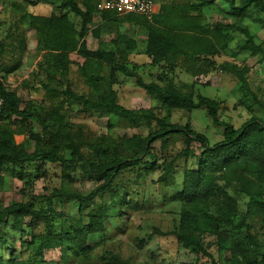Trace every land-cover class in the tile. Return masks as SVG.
I'll use <instances>...</instances> for the list:
<instances>
[{
  "label": "trees",
  "instance_id": "16d2710c",
  "mask_svg": "<svg viewBox=\"0 0 264 264\" xmlns=\"http://www.w3.org/2000/svg\"><path fill=\"white\" fill-rule=\"evenodd\" d=\"M100 1L61 0L58 11L24 13L26 23L36 31V50L42 53L35 76L45 91V98L37 109H29V103L22 108V98L0 77V95L4 97L0 112V178L6 166L20 167L18 176L24 178L36 162L40 166L59 163L65 173L80 167L83 174L97 178L100 183L87 194L64 186L56 187L43 195L45 206L41 208H34L26 201L10 205L0 203V224L6 223L12 215H32L46 225L45 231L37 235L38 243L30 241L35 254L27 260L9 261L0 255V264H48L45 250L51 245L60 246L64 255L69 251L82 254L88 264L96 237L105 235L107 220L123 214L119 209L110 211L107 203L93 206L96 197L106 192L115 196L113 184L117 176L128 169H137L139 176L160 170L154 182L159 186H171L181 162L184 163L182 187L174 197L182 206L179 226L171 232L180 246L185 249L192 246L190 250L195 256L178 264H264V238L260 240L259 235L250 232L247 221L249 216H255L264 224V120L253 115L236 127L220 118L218 99L180 88L174 80L176 70L184 69L193 75L229 70L238 77L240 90L258 100L245 70L235 61L218 64L215 57L230 49L235 56L247 52L257 56L260 62L264 60V47L256 42L255 34L243 22L252 8L258 12L257 21L264 26V0H223L233 20L227 17V20L214 23L208 21L204 8L217 0L162 2L150 19L146 15L102 9V18L134 23L146 29L144 53L151 65L164 68L157 79L149 81L138 73L136 65L131 68L129 64V54L138 45L136 39L120 34L112 47H88L85 37ZM77 16L81 20L79 28L74 20ZM6 30L0 35V60L9 48H25L27 43L22 37L18 45L7 41L9 29ZM236 33L241 34L240 37ZM73 52L84 59L79 64L81 74L98 88L95 98L79 93L70 81L73 63L70 54ZM90 62L96 63V70H91ZM103 66L108 67V73L100 70ZM117 72L135 77L136 85L159 105L132 109L121 104L115 88ZM160 106L165 109L163 115ZM65 107H78L82 111L119 117L132 124L147 123L156 127L146 135L126 136L113 150L104 141L87 140L82 127L62 111ZM201 107L207 110L214 124L224 126L221 141L211 144L207 135L193 129L189 122L172 121L175 110L191 112ZM16 121L17 128L13 127ZM33 123L39 124L40 129ZM16 133L33 140L35 148L30 150L24 142H16ZM179 140L184 146L171 150L170 145ZM194 142L198 143L199 153ZM85 147L90 148V155H86ZM240 197L247 198L244 211L239 208ZM57 198L77 202L79 217L58 226L54 210ZM58 214L60 218L63 216ZM236 216L240 217L238 221ZM228 226L237 230L245 226L243 238L229 232ZM154 232L163 233L159 229ZM226 233L234 237L229 245L224 244ZM198 234L213 238L217 255L209 250L211 243L199 238ZM103 260L105 264H129L128 259L114 252L105 253Z\"/></svg>",
  "mask_w": 264,
  "mask_h": 264
},
{
  "label": "rangeland",
  "instance_id": "374dc122",
  "mask_svg": "<svg viewBox=\"0 0 264 264\" xmlns=\"http://www.w3.org/2000/svg\"><path fill=\"white\" fill-rule=\"evenodd\" d=\"M60 1L0 0V35L9 29V35L6 36L7 41L18 45L19 37H22L24 41H28V46L26 43V47L23 49L27 50L28 47L31 49L26 55L23 69L16 71L9 77L14 85L18 83L22 75L27 76L29 74V77L31 75V70L28 69L31 60L27 57H30L33 52L30 45L34 44L36 39V32L26 23L24 13L49 14L51 11H58ZM156 1L162 3L182 0ZM229 10L227 3L223 0H217L214 5L205 7L204 13L208 21L214 23L227 20V17L230 18L229 20H233V17L227 13ZM257 17L258 12L251 8L243 22L255 34L256 42L264 47V26L257 21ZM74 20L77 19L74 18ZM4 21L15 24L7 26L8 23L5 25ZM130 32L134 34V29L132 28ZM136 32L141 43V32L137 30ZM142 32L145 33L144 30ZM10 33H12L11 36ZM236 35L240 37L241 34L236 33ZM87 42L91 47L93 43H97V40L90 34ZM140 48L143 47L140 46ZM19 51L24 50L9 48L7 53L3 55L5 58L1 60L2 66L14 63L16 52ZM21 53L23 52L19 54L21 55ZM136 54H129L130 67L133 68L136 65V70L146 81L157 79V76L163 73L161 72L164 69L163 66H153L150 64V58H146V55L139 57ZM76 57L75 54L72 55L74 64H72L69 73L70 81L79 93L95 98L98 88L81 74L79 64L84 59L78 57L79 60H77ZM215 60L218 64L223 61L237 62L245 70L250 88L258 100L253 95H245L240 90L238 77L229 70H217L198 75H193L184 69L176 70L174 74L175 84L185 90L201 92L206 96L218 99L220 101V118L230 121L236 127H239L253 115L264 120V60L260 62L257 56H251L247 52L235 56L230 49L224 50L221 55L215 57ZM90 67L91 70L97 69L95 62H90ZM107 69L108 67L103 66L100 70L108 73ZM165 69L168 70L167 67ZM170 75L173 76V73L171 72ZM116 78L115 88L118 92V100L124 106L139 109L159 105L158 102L151 99L143 88L136 85L135 77L125 76L117 72ZM62 111L73 122L82 127L87 140L90 138L104 141V144L113 150L126 136L133 133L146 135L156 127L155 124L152 126L147 123L132 124L119 117L99 115L90 110L82 111L78 107H65ZM160 113L165 114V109L161 106ZM172 121L182 124L189 122L193 129L206 134L211 144L223 139L224 126L214 124L204 107L194 109L191 112L181 109L175 110ZM34 126L36 129H40L39 124H34ZM15 137L18 143L24 142L26 148L30 150L35 148V142L27 139L25 134L16 133ZM193 144L196 149L198 143L194 142ZM183 146V141L179 140L171 144L169 148L176 150ZM84 151L86 155H90V148L85 147ZM196 151L200 152L197 149ZM163 152L161 151V153ZM31 166L32 170L29 169L30 172L24 178L18 176L17 172L21 170L20 167L6 166L3 168L0 178V203L10 205L16 201H26L30 202L34 208H41L45 206L43 195L48 194L56 187L64 186L76 192L87 194L100 183L97 178L83 174L80 167L65 173L59 163H44L40 166V163L36 162ZM183 170L184 163L181 162L174 175L175 182L171 186L162 184L163 187L154 182L160 170L143 176L137 174V169L122 171L113 184V189L116 191L115 196H112L110 192L97 196L93 206L98 203H107L111 207L110 211L119 209L123 214L111 216L107 220L105 235L96 237L95 246L89 253L88 259L93 264H105L103 255L107 252L120 254L128 259L129 264H178L193 259L195 253L190 250L193 247L185 249L180 246L175 234L171 232L179 226L182 204L174 195L182 187ZM246 201L247 198L245 197L239 198L241 211L245 210ZM54 210L56 211L58 226H63L70 220L79 217L77 202L72 203L66 199L57 198ZM211 210L214 211V206L211 207ZM58 212L62 213L61 218ZM239 218L236 216L235 220L238 221ZM247 221L250 223V232L256 233L262 240L264 238V224L261 218L249 216ZM45 227L42 219L32 215L10 216L6 223L0 224V255L7 261L11 259L27 260L32 254H35L30 241L33 239L36 241L35 244L38 243L37 235L45 231ZM228 228L231 229L229 232L235 233L236 237L241 236L243 238L246 232L245 226L240 230L230 226ZM155 229H159L163 233H155ZM226 235L224 244L229 245L234 237L227 233ZM198 237L210 242L209 250L217 255V247L214 245L212 237L204 236V234H198ZM45 258L48 260V264H87V259L85 260L82 254L75 255L69 251L67 255H64L60 246L56 245L48 246L45 250ZM91 262L88 264H92Z\"/></svg>",
  "mask_w": 264,
  "mask_h": 264
},
{
  "label": "crops",
  "instance_id": "0c3cea01",
  "mask_svg": "<svg viewBox=\"0 0 264 264\" xmlns=\"http://www.w3.org/2000/svg\"><path fill=\"white\" fill-rule=\"evenodd\" d=\"M160 2L156 1V12L160 8ZM102 9H98V12L96 13V16L92 22V24L89 25V30L88 33L85 37L86 42L88 40V36L91 34L94 39L97 40V43H93V46H89L88 42L87 45L91 49H97L98 47H112L114 44V40L117 39V37L120 34H123L128 37H132L133 39H136L137 41V48L134 50L132 53H137L136 55H139V57H143V55H146L144 53V48H145V40H146V35L147 31L146 29L141 26L137 25L134 23H129V22H114L112 19H107V18H102L100 16ZM35 13V12H34ZM39 14V13H37ZM138 14V13H136ZM140 15V14H138ZM151 17V16H150ZM149 17V19H150ZM77 20L75 21L76 26L79 28L80 27V18L77 16L75 17ZM31 28V27H30ZM134 29V34H132L130 31ZM33 29V28H32ZM141 32L140 34L142 35V42L140 43L138 36H136L137 32ZM144 30L145 33L142 31ZM36 32V31H35ZM138 35V34H137ZM28 42V41H27ZM36 45H37V35L34 44L30 45V48H32L33 52L30 54L29 58L30 61V66L28 67L31 73L30 77L29 74L22 75L21 79L16 83L15 85L11 82L9 77L13 74L16 73V71H20V69H23V65L25 63L26 55L29 54L30 50L29 47L27 50L20 48L16 46L13 48V50H24V51H19L16 52L15 55V61L12 64H8V66H2L1 60L5 58V56L0 60V77L1 79L9 85L10 88L15 90L17 94L22 98L21 102V107H25L29 103V109L34 110V108H38L39 103L44 100L45 98V91L42 88L38 78L35 76L36 72L39 69V63L42 61V53L36 50ZM28 46V43H27ZM143 47V48H140ZM29 50V51H28ZM20 52L21 55L19 54ZM7 53V51L5 52ZM75 54L78 59V57H81L78 53L73 52L70 54V59H72L74 64V60L72 58V55ZM147 56V55H146ZM82 58V57H81ZM146 58H149L148 56ZM76 63V62H75ZM72 64L70 67L72 68ZM3 71V72H2ZM2 72V73H1ZM28 96V97H26ZM13 127L17 128V121L16 123H13ZM16 135V134H15ZM16 140V137H15ZM17 142V141H16Z\"/></svg>",
  "mask_w": 264,
  "mask_h": 264
},
{
  "label": "built area",
  "instance_id": "2783aa9c",
  "mask_svg": "<svg viewBox=\"0 0 264 264\" xmlns=\"http://www.w3.org/2000/svg\"><path fill=\"white\" fill-rule=\"evenodd\" d=\"M98 8L119 14L138 13L150 17L156 12V0H101ZM3 104L4 97L0 95V112Z\"/></svg>",
  "mask_w": 264,
  "mask_h": 264
}]
</instances>
